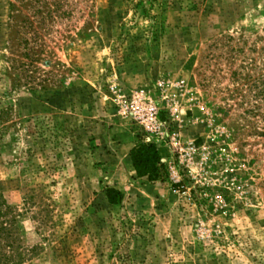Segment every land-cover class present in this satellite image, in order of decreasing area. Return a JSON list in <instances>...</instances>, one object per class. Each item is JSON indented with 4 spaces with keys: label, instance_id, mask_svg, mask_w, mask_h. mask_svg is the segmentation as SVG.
<instances>
[{
    "label": "rangeland",
    "instance_id": "obj_1",
    "mask_svg": "<svg viewBox=\"0 0 264 264\" xmlns=\"http://www.w3.org/2000/svg\"><path fill=\"white\" fill-rule=\"evenodd\" d=\"M0 196L13 264H264V0H0Z\"/></svg>",
    "mask_w": 264,
    "mask_h": 264
},
{
    "label": "trees",
    "instance_id": "obj_2",
    "mask_svg": "<svg viewBox=\"0 0 264 264\" xmlns=\"http://www.w3.org/2000/svg\"><path fill=\"white\" fill-rule=\"evenodd\" d=\"M132 161L140 178H154L157 166L161 161L158 148L153 144H141L132 151ZM115 195L123 199V195L116 190L108 191V199L116 205ZM14 223L10 218V208L0 196V264H13L11 252L16 245Z\"/></svg>",
    "mask_w": 264,
    "mask_h": 264
}]
</instances>
